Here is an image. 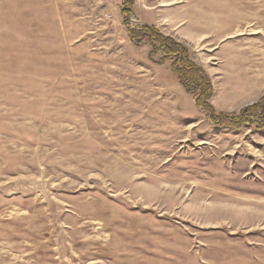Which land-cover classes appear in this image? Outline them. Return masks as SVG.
Listing matches in <instances>:
<instances>
[{
	"label": "rangeland",
	"instance_id": "1",
	"mask_svg": "<svg viewBox=\"0 0 264 264\" xmlns=\"http://www.w3.org/2000/svg\"><path fill=\"white\" fill-rule=\"evenodd\" d=\"M151 27L218 112L264 95V0H0V264H264V131Z\"/></svg>",
	"mask_w": 264,
	"mask_h": 264
},
{
	"label": "trees",
	"instance_id": "2",
	"mask_svg": "<svg viewBox=\"0 0 264 264\" xmlns=\"http://www.w3.org/2000/svg\"><path fill=\"white\" fill-rule=\"evenodd\" d=\"M133 10V3L128 1L124 7L125 17L128 18ZM147 35L139 31L130 30L132 40L141 45L147 38L152 46L150 56L160 51L163 55L159 61L163 63L166 59L173 58L172 71L177 80L187 91L195 92L199 86L200 92L196 94V103L209 112L212 118L220 125L240 129L245 123L255 124L257 129L264 131V95L255 103L242 108L238 112H218L216 108L205 98L212 91V84L205 69L195 63L188 55L189 49L175 38L166 36L155 28H147Z\"/></svg>",
	"mask_w": 264,
	"mask_h": 264
},
{
	"label": "built area",
	"instance_id": "3",
	"mask_svg": "<svg viewBox=\"0 0 264 264\" xmlns=\"http://www.w3.org/2000/svg\"><path fill=\"white\" fill-rule=\"evenodd\" d=\"M131 20H132V22H134V23H136V24L139 23V21H138L136 18H134V17H133V19H131Z\"/></svg>",
	"mask_w": 264,
	"mask_h": 264
},
{
	"label": "bare ground",
	"instance_id": "4",
	"mask_svg": "<svg viewBox=\"0 0 264 264\" xmlns=\"http://www.w3.org/2000/svg\"><path fill=\"white\" fill-rule=\"evenodd\" d=\"M259 21V20H258ZM240 22V21H239ZM259 24V23H258ZM259 25H261V24H259ZM243 27H244V25H242ZM242 28V27H241ZM240 30V29H239Z\"/></svg>",
	"mask_w": 264,
	"mask_h": 264
}]
</instances>
